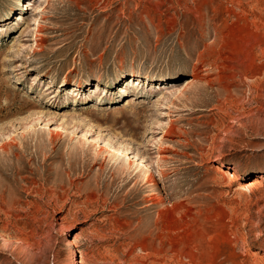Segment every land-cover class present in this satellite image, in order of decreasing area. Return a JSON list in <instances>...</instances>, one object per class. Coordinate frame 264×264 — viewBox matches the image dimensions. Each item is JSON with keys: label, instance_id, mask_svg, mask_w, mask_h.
Returning a JSON list of instances; mask_svg holds the SVG:
<instances>
[{"label": "rangeland", "instance_id": "374dc122", "mask_svg": "<svg viewBox=\"0 0 264 264\" xmlns=\"http://www.w3.org/2000/svg\"><path fill=\"white\" fill-rule=\"evenodd\" d=\"M29 1L0 0V264H264V0Z\"/></svg>", "mask_w": 264, "mask_h": 264}, {"label": "bare ground", "instance_id": "6f19581e", "mask_svg": "<svg viewBox=\"0 0 264 264\" xmlns=\"http://www.w3.org/2000/svg\"><path fill=\"white\" fill-rule=\"evenodd\" d=\"M32 0L31 1H29L28 2V5L29 6H31V10L30 11H33L34 10V13L36 14H38V13H44V12H46L47 10H49V12H53V14L54 13H57L58 11H59V8L57 7V5L54 3V0H37V1H35L32 5ZM28 6V7H29ZM44 18V17H43ZM36 23H37V20H35V23L33 24V25H36ZM39 25V27H38V31L40 32V26H41V24H38ZM42 27V26H41ZM25 30H32L31 29V25L28 27L27 26V28L25 29ZM36 36H37V34H36ZM35 36V37H36ZM42 42V41H41ZM35 45H36V47L35 48H33V49H27V48H25V47H23V46H21L20 47V49L16 52V53H14V56H13V58L16 60V61H18L19 63L20 62H23L25 65H27V63L26 62H28V63H32V65L33 64H35V63H41L42 65L43 64H45V63H47V60L46 59H44L43 57H39L37 54H38V52H39V49L40 48H42V44L41 43H39L38 42V40H35ZM26 61V62H25ZM32 65H30L31 67H32ZM37 65V64H36ZM205 70V69H204ZM207 71H205L202 75H201V77L203 78V80L201 81V83L204 85H207V82H208V79H207V77H206V75H207V73H206ZM15 74V73H14ZM35 75H41V74H35ZM200 77V76H199ZM37 78V77H36ZM27 105V104H26ZM202 109V108H201ZM259 135V134H258ZM22 138V137H21ZM258 138V137H257ZM260 138L261 139H264V136H260ZM204 153V152H203ZM160 157H162V159H163V155H160ZM206 157V156H205ZM205 161V160H204ZM210 161V160H209ZM208 162V161H207ZM209 166V165H208ZM208 166H206L205 168H204V178H205V176H207L208 174H209V172H210V167H208ZM203 179V178H202ZM204 180V179H203ZM203 180L201 181V183H199V188L202 186V183H203ZM205 182V181H204ZM194 197H199V195L197 194V193H195V194H193V196H192V198H194ZM171 205V204H170ZM174 206V205H173ZM172 208H174V207H172Z\"/></svg>", "mask_w": 264, "mask_h": 264}]
</instances>
